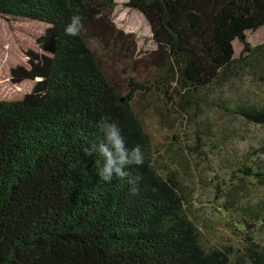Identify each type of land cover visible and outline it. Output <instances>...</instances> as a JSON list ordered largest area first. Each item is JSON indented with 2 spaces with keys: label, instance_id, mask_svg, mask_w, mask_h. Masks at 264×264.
<instances>
[{
  "label": "trees",
  "instance_id": "obj_1",
  "mask_svg": "<svg viewBox=\"0 0 264 264\" xmlns=\"http://www.w3.org/2000/svg\"><path fill=\"white\" fill-rule=\"evenodd\" d=\"M117 6L0 0V264H264V239L207 247L194 191L160 170L145 119L186 117L199 130L216 106L264 129L262 104L227 93L264 67V43L247 36L264 28V0H128L157 46L145 55L115 24ZM73 15L83 21L75 37L64 31ZM105 118L142 150L143 165L128 169L140 177L135 194L126 180L101 182L81 153ZM260 156L243 171L237 161L242 177L234 171L223 193L247 224L264 213L233 196L264 184Z\"/></svg>",
  "mask_w": 264,
  "mask_h": 264
},
{
  "label": "rangeland",
  "instance_id": "obj_2",
  "mask_svg": "<svg viewBox=\"0 0 264 264\" xmlns=\"http://www.w3.org/2000/svg\"><path fill=\"white\" fill-rule=\"evenodd\" d=\"M127 3L128 0H117L114 22L118 28L136 36L138 48L145 55L157 47L150 24L141 12L129 8ZM247 36L253 46L263 44L264 28L249 32ZM241 49L236 42L237 52ZM3 92L0 90V95ZM227 93L231 100L243 98L264 106V67L255 75L231 85ZM208 115L207 124L199 130L186 117L172 115L173 124L169 126L156 112L145 116L154 147L162 156L159 168L164 174L175 171L184 185L194 191V216L191 219L198 223L208 248L238 246L250 236L260 242L264 239V222L247 224L245 218L230 208L232 201L223 193H232L231 185L236 183L233 172L239 168L237 161L243 162L240 165L243 171L244 159L256 160L262 155L264 160V154L257 150L263 147L264 129L248 126L242 118L216 106L208 111ZM255 152L257 156H251ZM236 174L242 177L237 171ZM235 193L234 200L239 198L244 208L251 207L252 212L261 210L264 213V184L248 188L240 186Z\"/></svg>",
  "mask_w": 264,
  "mask_h": 264
},
{
  "label": "clouds",
  "instance_id": "obj_3",
  "mask_svg": "<svg viewBox=\"0 0 264 264\" xmlns=\"http://www.w3.org/2000/svg\"><path fill=\"white\" fill-rule=\"evenodd\" d=\"M82 27L81 16L73 15L64 31L66 35L75 37L80 34ZM97 129L99 135L84 145L81 153L84 157H95V171L101 182L108 184L114 180H126L132 186L130 191L135 194L140 177L133 176L128 169L143 165L141 148L137 146L129 149L120 127L106 118L97 124Z\"/></svg>",
  "mask_w": 264,
  "mask_h": 264
}]
</instances>
